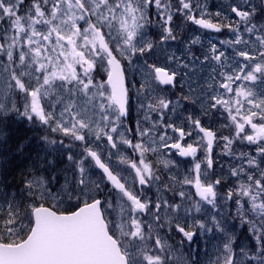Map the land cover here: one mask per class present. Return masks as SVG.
Listing matches in <instances>:
<instances>
[{
	"label": "snow or ice",
	"instance_id": "snow-or-ice-1",
	"mask_svg": "<svg viewBox=\"0 0 264 264\" xmlns=\"http://www.w3.org/2000/svg\"><path fill=\"white\" fill-rule=\"evenodd\" d=\"M209 15L194 0H0V114L49 133L22 195L0 179V264H206L213 241L207 264H264V0ZM174 20L232 36L178 58Z\"/></svg>",
	"mask_w": 264,
	"mask_h": 264
},
{
	"label": "rangeland",
	"instance_id": "rangeland-1",
	"mask_svg": "<svg viewBox=\"0 0 264 264\" xmlns=\"http://www.w3.org/2000/svg\"><path fill=\"white\" fill-rule=\"evenodd\" d=\"M194 2L199 3L201 6L207 5V11L210 14L208 16V18L213 19V22H214V21H218V20H224L223 15L221 17H214V13L217 11L223 12L225 10L226 6L229 3H233L234 0H194ZM197 14H199V10H197ZM228 15H231V13H228ZM188 22L189 21H187V20H174V23L179 25V35L183 36L182 38H185V39L183 41H179L175 44H172L171 47L168 49L169 54L175 53L177 55V57L179 58L180 55L184 53L186 41L190 40L194 37H199L200 41L203 43L205 48H207L210 43L216 44V46L218 48H227L226 45H223L220 43V41L230 39L232 36V33L227 28H224V31L221 34H210V33L203 32V31H200L197 29L195 31H193L192 28H188V26H186V24H188ZM180 23H183V25H180ZM229 51H230V49H229ZM194 71H195V75L192 77H189L188 80H191L194 90L199 91V88L196 86L198 84H200L203 79L206 78L207 73L204 69L199 68V66H197V69H195ZM135 78L137 80H139L140 76L137 75ZM161 95L171 97V93L166 94V95L164 93H161ZM7 102L8 101L3 96H0V103H7ZM10 118H11V121H10ZM214 119H216V118L214 117ZM219 119L224 120V117H220ZM0 121H2V123H0V179H1V170H2L1 165H2V163H3L2 161L4 159L2 152L5 150L4 142L6 140V132L8 133L7 128L9 127L8 126L5 128L6 122L12 123L14 128L20 127V129H21L20 135H22V133H27L30 131V133L28 134L29 137L27 139H25L23 136H21V138H20L21 141L24 143L21 147V151H23L25 149V147H27L28 145H30L32 143L33 144L35 143L34 147H37V150L33 154H31L32 156H30V155L27 156L28 157V163L25 166L20 167L19 171H17V173L21 174V179L19 182L21 184H20L19 189L17 191H11V193L16 194L17 196H20V195H22L23 190H24L23 182L27 176V173L34 172V169L32 168V164L36 158L38 151L41 152V158H43V151H41V149H42V146L44 145V141L41 139V137L45 136V135H49V133L43 127L31 126L26 119H23L22 117H20L18 115L0 114ZM225 122H227V121H225ZM214 127H215V125H214ZM223 130L226 133L229 131L228 129H223ZM196 135L197 134L195 132H193V136L191 137V141L193 144H195L193 137ZM34 136H36V139L34 138ZM51 136H52V138H55L56 134H51ZM220 143H222V142H220ZM220 143L216 144L214 158L219 156L220 162H223L227 159V157H224L223 155H221ZM199 148H200V151L197 154V159H201L204 155L203 146L200 145ZM162 151L167 152L170 155L169 156H161V157H159V159L160 160H166V159L172 158L177 163L178 172L181 175L188 174V173L192 172V169L194 166L193 160H191L190 163H186L185 161H182L181 159H179L177 157V155H176L175 151H173V149H162ZM17 153L22 154V152H16V154ZM49 158H51V157H49ZM66 165H67V162H61L58 164V167L62 170L64 167H66ZM216 171H218V172L220 171L218 166L216 168ZM8 182L9 181H6V188H8V185H9ZM187 190L190 192H195V189L191 188V187H188ZM62 210H69V205L65 204L64 208ZM216 243H217L216 241H213L212 246L207 245L208 257H204V255H203L205 248L202 247L200 249L201 259L205 260L206 264L209 260L215 259L214 255H213V253L215 251L213 245Z\"/></svg>",
	"mask_w": 264,
	"mask_h": 264
},
{
	"label": "trees",
	"instance_id": "trees-1",
	"mask_svg": "<svg viewBox=\"0 0 264 264\" xmlns=\"http://www.w3.org/2000/svg\"><path fill=\"white\" fill-rule=\"evenodd\" d=\"M214 22L226 23L225 20H218ZM196 29L197 28H195V30ZM180 37H183V36L180 35ZM10 121H11V118H10ZM6 127H8L7 128L8 133L6 132V140L4 142L5 150L2 152L4 159L1 165L2 166L1 179H5L6 181H9L8 182L9 185L7 189L9 192H11V191H17L19 189V186L21 184L19 183L21 179V174L17 173V171H19L20 167H23L28 163L27 156L28 155L32 156L31 154H33L37 150V147H34L35 143L34 144L32 143L28 145L27 147H25L23 151L21 150L18 151L17 150L18 147L21 149L22 145L24 144L20 139L21 136L27 139L29 137L28 134L30 133V131L27 133H22V135H20L21 133L20 127L14 128L12 123H7V122L5 123V128ZM34 138L36 139V136H34ZM16 152H22V154H19V153L16 154ZM225 179H227V177H225ZM212 244L213 242L208 244V246H212Z\"/></svg>",
	"mask_w": 264,
	"mask_h": 264
},
{
	"label": "flooded vegetation",
	"instance_id": "flooded-vegetation-1",
	"mask_svg": "<svg viewBox=\"0 0 264 264\" xmlns=\"http://www.w3.org/2000/svg\"><path fill=\"white\" fill-rule=\"evenodd\" d=\"M180 25H183V23H180ZM186 26H188V28H191V27H192V28H193V31H195V28H197L196 24H193L191 21H189L188 24H186ZM197 29H198V28H197ZM182 55H183V54H181L180 57H181ZM158 64H160L161 66H167V65H166V62H165V59H164L163 56H161V57L159 58V60H158ZM187 71H188V72H193L194 69L189 68V69H187ZM128 79L131 80V79H132V76H128ZM188 79H189V77H188V76H185L184 80L182 81V83L184 84L185 91H187V87H188V83H189V80H188ZM177 80H178V81L180 80V77H179V76H177ZM162 87H163V86H162ZM179 92H180V90H179V88L177 87L176 89H172V90H170L169 92H166V93H164V94L166 95V94L171 93V96H173L174 93H175V94H179ZM186 143H192V141H191V137H186V139H185L184 142H183V145H185ZM194 146H196V145L194 144ZM173 151H175L177 157H178L179 159H181L182 161H185L186 163H190V162H191L192 158H190V159H188V160H184V159H182V158H180V157L178 156V152H177L176 150L173 149Z\"/></svg>",
	"mask_w": 264,
	"mask_h": 264
},
{
	"label": "water",
	"instance_id": "water-1",
	"mask_svg": "<svg viewBox=\"0 0 264 264\" xmlns=\"http://www.w3.org/2000/svg\"><path fill=\"white\" fill-rule=\"evenodd\" d=\"M197 26V28H199L200 30H202V31H205V32H207V33H210V34H221V33H223V31L224 30H222L221 32H215V31H213V30H210V29H203V28H201L200 26H198V25H196ZM186 139V138H185ZM183 142L184 141H182L181 143H182V146H183ZM215 145L216 144H214V146H213V150H212V156L214 157V151H215ZM174 150H176V149H174ZM177 151V150H176ZM179 156V155H178ZM180 158H182V159H184V160H188V159H190L191 157H181V156H179Z\"/></svg>",
	"mask_w": 264,
	"mask_h": 264
}]
</instances>
